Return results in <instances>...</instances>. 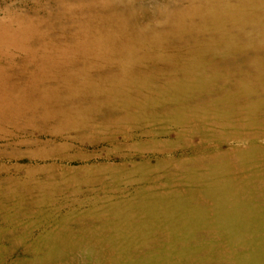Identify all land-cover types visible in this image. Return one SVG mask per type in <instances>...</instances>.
<instances>
[{"label":"rangeland","instance_id":"obj_1","mask_svg":"<svg viewBox=\"0 0 264 264\" xmlns=\"http://www.w3.org/2000/svg\"><path fill=\"white\" fill-rule=\"evenodd\" d=\"M0 264H264V0H0Z\"/></svg>","mask_w":264,"mask_h":264}]
</instances>
